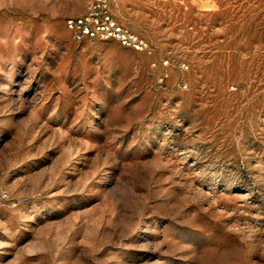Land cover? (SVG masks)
<instances>
[{
	"label": "rangeland",
	"instance_id": "obj_1",
	"mask_svg": "<svg viewBox=\"0 0 264 264\" xmlns=\"http://www.w3.org/2000/svg\"><path fill=\"white\" fill-rule=\"evenodd\" d=\"M89 2L0 0V264H264V0Z\"/></svg>",
	"mask_w": 264,
	"mask_h": 264
},
{
	"label": "built area",
	"instance_id": "obj_2",
	"mask_svg": "<svg viewBox=\"0 0 264 264\" xmlns=\"http://www.w3.org/2000/svg\"><path fill=\"white\" fill-rule=\"evenodd\" d=\"M68 26L75 31V37L78 40L88 38L96 41L113 38L130 44L136 49H143L146 46L142 38L114 20L109 10L108 0H90L85 13L69 19ZM7 198L8 192L0 187V202Z\"/></svg>",
	"mask_w": 264,
	"mask_h": 264
}]
</instances>
